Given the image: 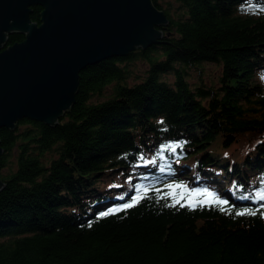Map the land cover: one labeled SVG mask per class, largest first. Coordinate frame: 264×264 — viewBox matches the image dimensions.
Here are the masks:
<instances>
[{
	"label": "trees",
	"instance_id": "16d2710c",
	"mask_svg": "<svg viewBox=\"0 0 264 264\" xmlns=\"http://www.w3.org/2000/svg\"><path fill=\"white\" fill-rule=\"evenodd\" d=\"M153 2L172 44L83 70L55 126L0 128V264H264V218L235 215L264 203V0ZM167 183L207 188L228 211L152 192L101 218L135 186Z\"/></svg>",
	"mask_w": 264,
	"mask_h": 264
},
{
	"label": "water",
	"instance_id": "95a60500",
	"mask_svg": "<svg viewBox=\"0 0 264 264\" xmlns=\"http://www.w3.org/2000/svg\"><path fill=\"white\" fill-rule=\"evenodd\" d=\"M38 6L41 19L34 22ZM168 24L153 0H0V128L15 130L24 119L59 124L75 102L83 70L172 44L160 41L158 27ZM11 35L25 38L9 45ZM5 185L0 179V191Z\"/></svg>",
	"mask_w": 264,
	"mask_h": 264
},
{
	"label": "snow or ice",
	"instance_id": "6c2138e0",
	"mask_svg": "<svg viewBox=\"0 0 264 264\" xmlns=\"http://www.w3.org/2000/svg\"><path fill=\"white\" fill-rule=\"evenodd\" d=\"M264 79V77H262ZM163 123V122H161ZM179 147V145H177ZM175 152V148L172 149ZM163 171V169H162ZM135 194L131 197L130 202L124 203L120 207H113L111 210H106L101 214V218L115 215L119 212L126 211L137 206L143 200L149 197V193L154 192L157 199H166L170 201L166 206L169 207H188L191 210H195L197 207H219L221 211H228L229 201L216 195L213 191H209L207 188L203 189H190L183 183H167L163 189L152 188L147 186H135ZM123 199V196L120 197ZM247 199V197H243ZM256 202H264V194H260ZM232 207H235L234 205ZM258 214L264 218V203H260V207L256 210L245 209L242 211H236V216H257ZM91 227V225H89Z\"/></svg>",
	"mask_w": 264,
	"mask_h": 264
},
{
	"label": "rangeland",
	"instance_id": "374dc122",
	"mask_svg": "<svg viewBox=\"0 0 264 264\" xmlns=\"http://www.w3.org/2000/svg\"><path fill=\"white\" fill-rule=\"evenodd\" d=\"M38 9H40L41 11H40V16H41V12H42V7H40V6H38V7H35L34 8V13H35V10H38ZM40 19H41V17H40ZM154 45H157V44H154ZM153 46V45H152ZM112 57H127V56H122V55H119V56H112ZM112 57H109V58H107V59H110V58H112ZM107 59H105V60H107ZM104 61V60H103ZM87 69V68H86ZM259 82H261V83H264V79H262V78H260V81ZM76 100V99H75ZM74 105V104H73ZM67 111H69V110H67ZM66 111V112H67ZM65 112V113H66ZM65 115V114H64ZM63 115V116H64ZM62 116V117H63ZM61 117V118H62ZM221 143V141L220 140H218V141H216V142H214L210 147L215 151V152H218L219 151V149H218V145ZM102 185V184H101ZM3 190V189H2ZM117 193V191H116V189H115V193L114 194H116Z\"/></svg>",
	"mask_w": 264,
	"mask_h": 264
},
{
	"label": "bare ground",
	"instance_id": "6f19581e",
	"mask_svg": "<svg viewBox=\"0 0 264 264\" xmlns=\"http://www.w3.org/2000/svg\"><path fill=\"white\" fill-rule=\"evenodd\" d=\"M240 3H242V2L240 1ZM237 4H238V3H237ZM138 131H139V130H138ZM132 132H133V131H132ZM128 133H129V132H128ZM134 133H136V132H134ZM137 133H138V132H137ZM140 136H141V135H140ZM131 142H132V141H131ZM132 143H133V142H132ZM128 147H129V146H128ZM129 149H130V148H129ZM122 153H123V152H122ZM132 153H133V152H132ZM120 154H121V153H120ZM123 156H124V155H123ZM126 156H127V155H126ZM249 182H251V180H249ZM124 187H126L125 190H128V186H125V185H124L123 188H124ZM221 193H224V192L221 191ZM127 195H128V196H133V193H132V192H128ZM257 198H258V197H255L254 199L257 200Z\"/></svg>",
	"mask_w": 264,
	"mask_h": 264
},
{
	"label": "flooded vegetation",
	"instance_id": "af4514ba",
	"mask_svg": "<svg viewBox=\"0 0 264 264\" xmlns=\"http://www.w3.org/2000/svg\"><path fill=\"white\" fill-rule=\"evenodd\" d=\"M37 22H40V20H39V21H37Z\"/></svg>",
	"mask_w": 264,
	"mask_h": 264
}]
</instances>
